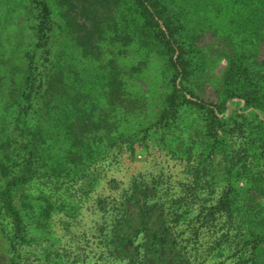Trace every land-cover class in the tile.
<instances>
[{
	"label": "rangeland",
	"instance_id": "obj_1",
	"mask_svg": "<svg viewBox=\"0 0 264 264\" xmlns=\"http://www.w3.org/2000/svg\"><path fill=\"white\" fill-rule=\"evenodd\" d=\"M0 3L11 7L0 18V264H142L150 206L169 222L189 263L264 264V115L241 117L252 109L239 95L241 88L251 97L264 92V22L250 28L249 37L261 40L252 50L245 30L226 29V12L206 14L205 25L201 6L171 4L172 13L154 5L126 40L111 41L113 26L103 44L83 34L81 44L99 61L81 66L78 46L55 60L52 42L61 31L52 21L60 13H43L34 0ZM71 11L73 28L89 32L81 9ZM44 16L52 30L44 29ZM53 61L78 68L82 81L54 77ZM121 70L146 73L150 92L133 96L148 97L145 116L121 117L103 95ZM34 148L45 165L28 160ZM8 188L19 228L2 207ZM225 191L226 212L211 215Z\"/></svg>",
	"mask_w": 264,
	"mask_h": 264
},
{
	"label": "trees",
	"instance_id": "obj_2",
	"mask_svg": "<svg viewBox=\"0 0 264 264\" xmlns=\"http://www.w3.org/2000/svg\"><path fill=\"white\" fill-rule=\"evenodd\" d=\"M6 0H0V2H5ZM38 7L43 8V13L47 12L51 9H54L56 11V14H59L57 18L54 19L55 24L58 25L57 28L61 31V36H57V34H54V51H58V53L55 55L56 59H63L64 58H70L72 57V54H64L67 49L74 48V47H80V52L82 55H79V61L82 63L81 66L85 65L86 62L84 60H89L91 62H97L98 54L91 53L90 50L92 49L91 45L85 44L83 46L81 43L84 41L83 34H87L86 42H91V37L96 38V45L103 44L105 40V35L103 34L104 31L110 27L113 26L116 29V32H112V36L110 37L111 41L113 43L120 42L122 39H128L132 33L136 32L134 30L135 25H139L141 22L145 21V18L147 19V15H149L150 11L155 5L154 10L159 9H168L169 12L174 13V7L171 6V4H175L178 8L183 6L187 7L189 10H193L199 6V10L204 11L203 20L206 23L209 22L208 18L205 17L206 14H210L211 12L215 11L217 13H225L226 12V29H231L234 32H240L244 30V36L247 38H250L249 31L251 27H253V31L257 32L258 29V23L264 22V0H34ZM109 3L111 4L110 6ZM225 4L224 6L222 4ZM49 5V6H48ZM182 5V6H181ZM4 7H7V4H4ZM3 4L0 3V18L2 17V12L6 11L8 12L11 7L4 8ZM56 7V8H55ZM80 8V17L86 19V21L83 22V28L89 25L91 30L86 33H81L80 28L78 27L77 30H75L73 27L78 25L76 23L75 19H69L70 16L73 15L74 8ZM63 11V12H62ZM44 15V14H43ZM76 15V14H75ZM108 15L111 19H106L105 16ZM246 15L251 18L257 17V23L253 26H249L248 21H246ZM241 19H244L247 24H244L245 28H242L240 25ZM57 20V21H56ZM260 20V22H259ZM44 23H45V30L46 29H53L55 25L51 23V18L44 16ZM70 23V24H69ZM133 25V26H132ZM204 25V27H205ZM133 27V29L131 28ZM234 26V27H233ZM6 31L10 30L9 28H5ZM74 31V32H73ZM63 32V33H62ZM69 37V40H66V37ZM45 37V36H44ZM71 40V41H70ZM124 40V41H125ZM261 41V40H259ZM258 40H253V38H250L246 45L247 47H251L252 50H254V47L257 43H259ZM253 46V47H252ZM95 47V46H94ZM98 48V47H97ZM250 49V48H249ZM61 50V52H59ZM251 51V50H250ZM236 52V50H235ZM233 51V53H235ZM249 53V51H248ZM238 57V54L235 53V59ZM103 60H100L102 63ZM151 57H149L148 61L146 62L147 67L146 72L149 74V68L151 66ZM54 62V61H53ZM183 63V60H181L180 57L174 62V66L179 67V63ZM187 62V61H186ZM191 62V61H189ZM51 68L49 71L54 70L52 75L54 77H60L63 81H68L69 78L71 82L75 78H79L78 82L81 80V71L78 70V68H68L66 70V66L61 64L59 61L56 64L50 63ZM182 65V64H181ZM188 68L192 70V67L188 63ZM173 68V67H172ZM233 69V68H232ZM168 70V72H170ZM233 71V70H232ZM179 75L180 70L174 71ZM71 77H69V75ZM68 75V77H66ZM231 79L234 78L235 72L233 71L231 74H229ZM182 77V74L180 75ZM111 81L108 83L106 91H103V95L108 98L109 104L112 105V110H114L117 113H120V116L126 118V117H137V116H145L146 112L148 110H142L146 106V99L148 97H144L141 99H137L134 97H137L138 95L145 94L147 92H150L148 90V77H146V73H144L142 70H137L136 73H127L124 71H118L112 74L110 77ZM133 80V81H132ZM181 82V80H180ZM174 88L172 89L173 92ZM82 94H85V97H88L89 94H86L85 92H81ZM239 95L241 99L244 101L245 105H243V108L245 109H252V110H241L242 114L241 117H245L246 115L250 113H255V117L258 119L260 115H264V92H262L261 95L251 97L252 93L249 92L246 88H241L239 90ZM134 96V97H133ZM255 97L257 99L255 100ZM132 99H134L132 101ZM132 107V109L129 110V107ZM224 109V108H223ZM221 111H226V110ZM46 114L50 117L51 112L48 111ZM123 118V119H124ZM83 119V118H82ZM222 119H226V113L222 114ZM259 120V119H258ZM257 120V121H258ZM103 122V137H106L108 134L106 130H104L107 127V123L109 122L107 117L100 121ZM74 122H71L69 126H67V133L66 135L69 136V139H72L70 134L72 133V127ZM113 124V123H112ZM264 126V121L259 122V125ZM261 129V126H260ZM263 132H261L262 135V149L261 154L264 151V127L262 128ZM88 131L86 130V126H82L81 128V137L82 139L85 138V134ZM73 140V139H72ZM85 142L89 141V138L84 139ZM3 143L0 144V150L3 147ZM36 148V147H35ZM34 150L28 154V160L32 161L33 165H45L44 162V154L43 151ZM43 163V164H42ZM30 168H32V165H30ZM230 193L226 191L219 196V199L215 202V204L211 207H209V211L211 212V215H217L220 213L226 212V203L229 202L230 199ZM1 203L2 207L4 209V212L12 218V220L15 222L16 227L19 228V217L18 212L15 209V204H13V200L11 198V192L9 188L7 190H4V192L1 195ZM151 207V208H150ZM149 208H146V212L149 213L147 225H148V245L147 248L149 250V256H147V259L145 262H142V264H191L189 263V258L182 250V246L178 245V242L174 238L172 234V229L167 225V220L165 218H161V215L156 216L157 210H154L156 206H150ZM256 232V230H254ZM120 242V241H119Z\"/></svg>",
	"mask_w": 264,
	"mask_h": 264
}]
</instances>
